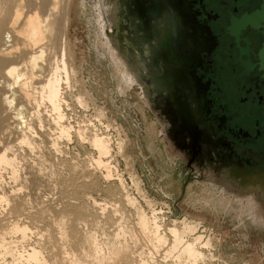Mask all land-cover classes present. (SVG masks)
Returning a JSON list of instances; mask_svg holds the SVG:
<instances>
[{
	"label": "bare ground",
	"instance_id": "bare-ground-1",
	"mask_svg": "<svg viewBox=\"0 0 264 264\" xmlns=\"http://www.w3.org/2000/svg\"><path fill=\"white\" fill-rule=\"evenodd\" d=\"M79 1L77 3V0L75 1L74 0H0V253L8 254V256L9 254H11L12 257L10 256V258H12L11 259L12 263L9 262V264H21V263L30 264L32 262L35 264L46 263L47 259H44V257L42 258L41 252L38 250V248H36L37 246L36 247L29 246V248L27 249L25 248L23 251H20L17 254L16 253L13 254L11 245L15 246L16 244L12 242V240L10 241V238L8 241L7 238L9 234L10 235L13 234L15 238H18L24 242V240H26L27 237H29L28 235L30 234L32 235L33 233H35V230L33 231L34 227L32 225H34L36 221L38 222L40 221L44 213V210L40 208L38 209L37 207L36 209L38 210L37 211L34 210L35 213H33L32 212L33 207L31 208L32 210L31 211L28 205L30 202L29 197H31L32 195L39 194L38 193L39 186L45 183H49V180L53 175L52 173H56V175H58L57 172H52V166H53L54 156L58 154L60 155L59 152L60 141L63 140L65 141V143L71 141V135L73 132L76 135H78L80 139H84V140L88 139L90 145L93 146L96 149V151L99 153V156L97 155V157L99 158L97 160L95 159L96 161L91 158L92 160H94L93 162H95L94 163L95 166L96 165L100 166L102 164L100 157L109 155L111 151L110 149L111 141L107 132L105 134L99 133L94 129L95 130V131L93 130L94 132L89 133L87 131L88 132L87 133L83 129L84 127L74 130L73 129L74 127L68 121L69 111H73L72 107L74 105L73 104L74 99L76 100L77 105L86 107L83 99L81 98L82 96L78 94L77 95L73 94L76 85L73 79V73L71 70L70 57L68 52V45H69L68 32L71 25L73 11L77 9V11H74L75 15L76 14L78 15L77 13L79 12L78 9H81L82 13L90 12L89 9H86V3H89L90 0H81L80 2ZM93 11L95 13H93ZM91 12H92L91 13L92 17L89 18L88 20L89 21L88 23H91L90 21H92L91 25L93 26V28L92 27L90 28L91 33L93 34V29L95 31L97 28V31L99 32L98 34L102 36V31L105 27L104 22L106 21L101 19L103 18V16L101 15L100 8L96 6V2L94 3V5L91 6ZM91 40L94 41L93 37H91ZM93 47L95 48V50L96 49L98 50L96 44H94L92 48ZM108 69L109 68L106 66L105 71H108ZM125 79L127 80L128 78ZM113 85H115L116 87V83ZM118 87L120 90V85ZM122 92L126 93L123 88H122ZM89 161L91 160L89 159ZM71 167L73 168V165ZM83 168L84 166L82 167L83 171L81 170L80 173L81 174L80 179L78 178L79 174H77L76 177L79 180H81L79 181L80 184H82V186L80 185L81 188L86 187L90 191L91 190L93 191V189H95L92 186L94 180H91V176L93 173L91 170H89V168H84V169ZM107 169L109 170V167L106 168V170ZM108 170L107 172L105 171L106 173L104 176L102 175L104 179H108V177L111 176V174H109L110 170L109 171ZM58 177L60 176L58 175ZM20 178L21 180H25V181L27 180V182L29 181L28 182V184L30 183V187L28 186V189L30 190L29 195L27 194L26 196L22 197L20 196L21 194H19L20 193L19 190H17L19 191L17 192L19 195H17L15 191V189H18L17 187H14L15 188L14 189L10 187L12 184H7L8 186L4 185V182L6 180L7 181L9 180L8 183L14 184L18 180H20ZM73 178L71 177V180ZM76 179L73 180V182L74 181L77 182L78 179L77 181ZM60 180L64 181L62 178ZM60 180H58V182ZM61 185L60 187L63 188L64 186ZM64 185L66 184L64 183ZM50 187L52 186L50 185ZM67 188H66L67 191L68 189L71 188L75 190V188L71 186L70 188L68 189ZM228 189L233 190L234 195L232 194V197L236 198V202H238V207H239V209H237L238 215L247 216V220L250 221L249 224H252L254 227H261L264 229V223L259 220V218L264 219V204L262 203L259 204V202H257L255 198L257 197L256 193L251 192L254 191L255 189H260L257 180L254 179L253 183L251 184L248 180V182H246V184L242 187L231 186ZM83 190L86 192V189ZM63 191H65V189ZM84 191L82 192L84 193ZM41 194L44 195L45 193H41ZM118 194L119 197L117 196V198H119V201L124 204L122 206L133 207L135 213L134 212L132 213H134L136 216L135 217L136 229L139 231L138 233H140L144 238L143 241L144 243L143 242L141 243L147 247L146 248L147 250L144 249L145 247L142 244L140 245L137 244L136 241L139 239L136 240L132 239L133 241L132 243H130L129 241L131 240L132 237L129 238L130 240L127 239V241L123 238V241L122 240L121 241L126 243L122 244L121 241L119 242V240L121 239L119 238L120 235L124 233L125 236V233L128 232L130 229L127 231L124 230L127 229L125 228V223H124L125 220H123V222L121 221V224L124 223V227L121 224H118V222H116L118 220H121L123 217H119V215L116 214L117 212L115 213V211H113L116 214L115 219L113 218L115 215L112 212L111 213L114 216H109L108 218L107 215V218L108 221L111 222V223L109 222L110 225L118 224L117 226L118 229H116L114 234L112 233L114 238L110 240L111 237H109L108 241L106 242L109 246L107 247L106 245L107 248L103 249V247L101 246L103 245L102 243L103 241L100 242L102 243L100 244L97 241L96 238L97 235L94 232L85 233L83 241L80 244L82 246V249H80L82 250L81 253L82 255L79 254L80 258L73 259L74 258L73 257L72 260L70 261L67 259L69 262L68 263L67 260L64 261L66 259L65 257H68V255L64 256L65 255L64 254L63 255L64 260H62L63 262H67L66 264H135V262L136 264H150L148 262L149 259L154 257L158 262L159 259L154 255L161 253L163 261L169 260L171 262L168 263L166 261L165 264L166 263L167 264H214V262L215 264L219 263V260H217L218 256L216 257V255L212 252L213 244L210 236L206 237L204 235V232L200 231V226L198 222L190 221L187 219H183V220L172 219L170 216L168 218H165L163 214H161L162 213L161 210H157L154 206L150 205V207H147L148 210H144L140 205L137 204L134 197L132 198L126 192L124 193L121 192ZM43 197L42 199H44ZM117 198L115 197V200ZM45 200L46 199H44V201ZM90 204L91 207H87L89 206L87 205L86 206L87 208L85 206L79 205V207L78 206L76 207L74 205L73 207L74 209H73L71 206V208L73 209V213L72 212L71 213L72 215L73 214L75 215V216L73 215L74 218L71 219L67 217V220H63L62 217L65 218V216H61L60 220H58L59 218L56 217L58 215L57 213H55L56 214L55 218H57V220H55L56 222L52 224L54 225V228L52 227L53 231H56L57 233L56 235L54 234L55 237H58L60 238V240H63V238H67L66 237L67 234L68 236L72 234L75 235L76 233L74 232L76 231V224L80 223L78 220L81 219L82 217L86 218L87 216L88 217L93 216L94 218L99 219L100 214H102L103 208L100 209V213L94 212L93 210L96 208V206H98V204L95 201V199H93V201L90 202ZM45 205H43L44 209L46 207ZM51 205H50L51 207L50 210L55 211V209H58L57 206L56 208H54L55 204L53 206ZM66 205L67 207L65 208V210L68 207H70V204H66ZM116 206L114 205V207ZM118 208L116 209L118 210ZM47 210L49 209L47 208L46 212ZM65 210L63 212L68 213V211ZM92 211L95 214H93ZM58 214L61 215L62 211L61 213ZM46 216H48V214ZM120 216H122V214ZM21 218L24 219L26 218L27 220L36 219V221L33 220L35 223L31 224L32 220H30L31 226H29L30 224H26L22 222ZM68 219L70 220V225L68 224L69 227L68 225L65 226ZM239 219L240 222L244 223L242 218ZM92 220L94 221L93 218ZM36 225L35 227H37ZM113 227L116 226L114 225ZM109 229L110 228H108V230ZM108 232H110V230ZM37 233H39V231ZM53 233L51 234L53 235ZM130 233L129 236L135 234V232L134 233L132 232L131 235ZM104 235L102 234L103 237ZM140 236L138 237L135 235L133 236V238L135 237L140 238ZM47 239L49 240V238ZM105 240L106 239H104V241ZM70 242L72 243V241ZM138 242L140 243V241ZM12 243H14L15 245ZM81 246L79 248H81ZM103 250L105 251L107 250V252L105 253V251ZM214 258L216 259L214 260ZM47 262H49V260ZM160 264H162V262H160Z\"/></svg>",
	"mask_w": 264,
	"mask_h": 264
},
{
	"label": "rangeland",
	"instance_id": "rangeland-1",
	"mask_svg": "<svg viewBox=\"0 0 264 264\" xmlns=\"http://www.w3.org/2000/svg\"><path fill=\"white\" fill-rule=\"evenodd\" d=\"M78 1L79 0H77V3ZM95 2L97 3V0H90L89 3H86V9L90 10L89 13H86V12L82 13L81 9H78L79 10V12H77L78 15L77 14L75 15L74 11H77L76 9L73 11V14H72L73 16L71 19V25H70L69 32H68V42H69L68 52H69V57H70L71 70L73 73V79L76 85V88L73 94L74 95L78 94L82 96L81 98L83 99L86 107L77 105V102L74 99L75 100V101L73 100L74 105L73 107L71 106L73 111H69L68 121L74 127L73 128L74 130L84 127L83 129L86 132L88 131L89 133L94 132L95 130L98 131L99 133H104V134L107 132V134L110 137V141H111L110 142L111 151L109 154L110 157L109 155L100 157L102 164L100 166L96 165L97 166L96 168V166L94 165L95 162L93 161L99 158L97 157V155L99 156V153L96 151V149L93 146L90 145V142L88 139H85L86 141L84 139H80V137L73 132L76 136L72 133L71 141L66 142V143L63 140L60 141L59 143L60 144L59 145L60 155L58 154L54 156L53 166H52V172H57L60 177H58L56 173H52L53 175L51 176V179L49 180V183L52 187H50L49 183L42 184L40 185L41 187L39 186V189H38L39 194L32 195L31 197H29L30 202L28 205H29L30 210L33 207L32 208L33 211L31 210L33 213H35V211H37L39 208L44 210L42 218L40 219V221L42 222L40 221L38 222L36 221V219H33L34 221H36L35 223L32 219H30L32 220L31 224L35 223L34 225H32L34 227L33 231L35 230V233H33L32 235L31 234L28 235L29 237H27L26 239L27 241L24 240L23 242L20 239L15 238L13 234L8 235V238H7L8 241L10 238V241L12 240V242L16 244L15 245L14 243H12L15 246L11 245L13 254L15 253L17 254L20 251H23L25 248L26 249L29 248V246H33V247L37 246L36 248H38V250L41 252L42 258L44 257V259H47L46 260L47 264H51V263L52 264L53 263L54 264H62V263L66 264L68 260L69 261L72 260L73 257H74L73 259L80 258L79 254L82 253V250H80L82 249V246L80 244L83 241L85 233L94 232L97 235L96 236L97 241L99 243L103 241L102 242L103 245L101 246L103 247V249H106L109 246L106 242L108 241L109 237H111L110 240L114 238L112 233L114 234L116 229H118L117 228L118 224H121V221L123 222V220H125L124 221L125 228H127L124 230L127 231L130 229L133 233L135 232V234L131 235L132 232L129 230L128 232L125 233V236L123 233L119 237L121 239L120 240L117 239V240H119L120 242L121 240L123 241V238H124L127 241V239L132 237L131 240L129 239L130 241L128 240L130 243H132L133 240L139 239L136 241L137 244L139 245L142 244L141 242L144 241V238L142 237L140 233H138L139 231L136 229V225H135L136 216L134 214L135 211L133 210V207L122 206L124 204L119 201V198H117V196L119 197L118 193L126 192L132 198L134 197L137 204L140 205L144 210H148L147 207H150V205H152L157 210H161L162 212L161 214H163L165 218H168L170 216L172 219H178V220L187 219L190 221L198 222L200 226V231H203L206 237L210 236L211 238V241L213 244L212 252L216 255V257L218 256L217 257L218 258L217 260H219L218 264H221V263L222 264H264V229L263 228L254 227L252 224H249L250 221L247 220V218L243 219L244 223L240 222L239 221L240 219L238 217V210H237L239 209V207L238 205H235V202L234 204H232L233 206L231 207L230 210L228 209L224 210L217 205H211L210 203L209 204L204 203L202 197L198 198V195L194 194V192L189 191L190 185L195 184V183L191 181H186L182 176L179 177L180 179H178V181L173 180L171 170H174V166L162 165L155 158V156L160 158L159 149L162 147V144L158 141V132L154 124V121L152 119L149 120L148 118H145L143 116L144 107L142 108L139 105V103L141 104L143 103L139 99L138 94L134 92V90L133 91L132 89L126 90L125 91L126 93H123L121 90H119V87H118L120 83L119 77L115 73V70L113 69V67L111 66V63L108 57L105 56L106 53L103 47H99L98 50L97 49L95 50L94 47L92 48V46L94 45V41L91 40V37L95 39L94 35L96 34L95 33L96 30L94 31L93 29V34L91 33L90 28L91 27L93 28V26L91 25L92 21H90L91 23H88L89 22L88 20L89 18L92 17L91 6L94 5ZM102 3L106 5L105 0L102 1ZM93 13L95 12L93 11ZM106 66L110 68V70L108 69V71H105ZM115 83H116V87L115 85H113ZM134 106L137 108V110L133 108ZM91 158L94 160H92ZM89 159L91 161H89ZM64 160H65V163H64ZM72 165H73V168L71 167ZM83 166L84 168H89V170L92 171L93 174L91 176V180H94V183H92V186L96 190L93 189V191L92 190L90 191L86 187L81 188L82 184H80L79 181L81 180L79 179H80V175H81L80 173H81ZM107 166L109 167L110 171L108 169L107 170L109 171V174H111V176H109L108 179H104L102 175L104 176L105 173L107 172L106 170V168H108ZM77 174H79V177H78L79 179L76 177ZM71 177L72 178L74 177V178L71 180ZM61 178L64 181L60 180ZM76 178L78 179V181ZM75 179L78 183L75 181L73 182V180ZM58 180H60L59 181L60 183L58 182ZM18 181H17L18 183L17 182L14 183L15 186L13 183H8L9 180L6 183L4 182V185L12 184L11 186L9 185L11 188L17 187L18 189H15V188L14 189L16 193L20 191L19 194H21L20 196L22 197L26 196L27 194L29 195V192H30V190L28 189V186L30 187V183L28 184L29 181L27 182V180L26 181L21 180V178ZM51 181H52V184H51ZM64 183L67 186L64 185ZM61 184L64 186L63 188L60 187ZM65 186L66 188L67 187L70 188L71 186L75 188V190L72 188L71 189L67 188L68 191H70L68 192ZM79 186L82 190L79 188ZM60 189H61V192H60ZM64 189L65 191H63ZM83 189H86V192ZM82 191H84V193ZM41 193H45V194L43 195ZM19 194L17 193V195ZM42 197L46 200L44 201ZM115 197L117 198L116 200H115ZM93 199H95V201L98 204V206H96V208L93 210L94 212L100 213V209L103 208L102 214H100L99 219L94 218L93 216L92 217L89 216L90 218L88 216H87L88 218L82 217L81 219L82 220L84 219L83 220L84 222L81 219H79L78 221L80 223L76 224V231L74 233H76L77 235L72 234L68 236L67 234L66 235L67 238H63L64 241L60 240V238L58 237H55L57 233L56 231H53L52 229V227L54 228V225L52 224L56 222L55 220H57V218H59L58 220H60L61 216H65V218L62 217L63 220H67V217H69V219L74 218L75 215L74 214H73L74 216L72 215L74 205L76 207L77 206L79 207V205L85 206V207L89 205L87 207H91L90 202H92ZM42 200L44 201V203ZM48 200L49 201L51 200V201L49 202ZM47 201L49 202L50 205L52 204L51 206L55 204L54 208H56L57 206L59 210L58 209H55V211L50 210L51 207ZM208 201L210 200L208 199ZM34 202L36 205L34 204ZM58 202H61V203H58ZM64 202L66 204H70V207L67 208L68 210L67 209L65 210L67 205ZM113 203L115 206L118 204L117 206L119 208L117 206L114 207ZM43 205L46 206L45 209ZM71 206L73 209L71 208ZM37 207L38 209H36ZM47 208L49 210H47L46 212ZM116 208H118V210ZM63 209L65 211H68V213L66 212L64 213ZM119 210L120 211L122 210V211L120 212ZM61 211H62V214L64 213L63 215L58 214V213H61ZM113 211H115V213L117 212L116 214L119 215V217H123V218L125 217V218L124 219L122 218L121 220L116 221L118 222V224H111L112 225L111 226L110 225L111 222L108 221V218L109 216L115 215L113 217L115 219L116 214ZM94 212L93 214H95ZM55 213H57L58 216H56ZM47 214L48 216H46ZM67 214H70V215H67ZM121 214L122 216H120ZM107 215H108V218H107ZM55 216L57 218H55ZM92 218L94 219L95 222L92 220ZM128 218H130L131 220ZM21 219H22L21 220L22 222L26 224H30L29 219H28L29 221L26 218L25 219L21 218ZM69 219L67 221L69 223L66 222L65 226H67L68 224L70 225ZM124 223L121 224L123 227H124ZM31 224L29 226H31ZM82 224L85 226H83ZM35 225L38 228L35 227ZM114 225L116 227H113ZM132 225L134 228L132 227ZM77 227L79 230L77 229ZM98 228H99V231H98ZM108 228H110L109 229L110 232H108L109 231ZM38 231L39 233H37ZM50 232L51 233L54 232L53 235ZM129 233L131 236H129ZM102 234L103 235L105 234L104 235L105 238L102 236ZM138 234H140L141 236ZM135 235L138 237L140 236L141 239L138 237L133 238V236ZM46 237L49 238V240ZM102 238L106 240L104 241V239ZM16 240L18 241L20 240L21 242L19 241L18 243V241ZM70 241H72V243ZM122 241H121L122 244L126 243ZM138 241H140V243ZM142 245L144 246V244ZM80 246L81 248H79ZM144 247L143 248L147 250L146 249L147 247L146 246ZM106 252L107 250L105 251V253ZM63 255L64 256L68 255V257H65L66 259L64 260ZM10 256L11 254H9L8 256V254L0 253V264H9V262L12 263V260H11L12 258H10ZM154 256L157 257L159 261L157 262L156 258L153 257V258H150L148 261L150 264L152 263L160 264V262H162V264H165L166 261L168 263L170 262L169 260L163 261L161 253L155 254ZM215 259L216 258H214V260ZM48 260L49 262H47ZM62 260L64 261L67 260V262H63ZM30 264H35V263L32 262Z\"/></svg>",
	"mask_w": 264,
	"mask_h": 264
},
{
	"label": "flooded vegetation",
	"instance_id": "flooded-vegetation-1",
	"mask_svg": "<svg viewBox=\"0 0 264 264\" xmlns=\"http://www.w3.org/2000/svg\"><path fill=\"white\" fill-rule=\"evenodd\" d=\"M186 1L195 26L191 33L192 77L186 93L191 98L189 108L198 116L200 153L193 160L191 156L181 160L179 155L174 156L164 148L167 142L163 140L166 133L162 132V127L170 130L166 137L177 143L182 153L193 152L192 146L178 140V129L171 126L173 120L167 109L162 112L158 107L161 104L157 106L156 97L160 92L154 91L156 114L139 105L144 107L143 116L154 121L158 141L162 144L160 158H155L162 165L174 166L173 180L178 181L182 176L195 183L190 185L189 191L202 197L204 203L230 210L232 204L238 205V202L228 188L244 186L248 182L246 177L252 175L264 177V0ZM103 5L102 2L97 5L101 15ZM95 33L93 40L99 49L104 39L97 28ZM135 43L136 53L143 55L140 57L144 64L156 73L157 67L151 59L146 62L144 58L145 44L137 36ZM112 55L114 58L113 52ZM118 71L115 73L120 80V90H129L124 78L128 75L121 78ZM133 90L140 99L144 84L135 83Z\"/></svg>",
	"mask_w": 264,
	"mask_h": 264
},
{
	"label": "water",
	"instance_id": "water-1",
	"mask_svg": "<svg viewBox=\"0 0 264 264\" xmlns=\"http://www.w3.org/2000/svg\"><path fill=\"white\" fill-rule=\"evenodd\" d=\"M104 0H97L98 4ZM102 16L105 27L102 31L103 49L113 69L118 71L124 78L129 88L135 83H143L144 90L140 100L143 105L153 114L154 91L160 92L156 97V104L165 111L173 120L171 126H176L178 140L192 146V154L182 153L178 144L170 142L166 134L170 131L162 127L164 141L167 142L165 149L174 156L193 160L201 149L198 131L197 112L189 108L190 94L187 95L186 88L192 77L190 70L191 55H194V45L191 43V33L195 26L191 16L190 8L186 0H105ZM96 3V6L98 5ZM103 4V3H102ZM101 7V8H102ZM107 11V13H103ZM108 24V26H107ZM136 36L145 45L146 62L153 63L157 68L150 69L144 64L140 55L134 49ZM143 45V44H142ZM112 52L114 53V60ZM151 59V61H150ZM123 69L124 72L120 71ZM153 66V67H154ZM121 74V75H120ZM122 82V81H121ZM181 137V138H180ZM181 152H180V151ZM250 184L254 179L259 183L260 189H255L259 204H264V177H246ZM221 183V182H220ZM230 193L234 195L233 190ZM264 223L263 218H259Z\"/></svg>",
	"mask_w": 264,
	"mask_h": 264
}]
</instances>
